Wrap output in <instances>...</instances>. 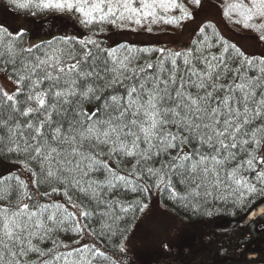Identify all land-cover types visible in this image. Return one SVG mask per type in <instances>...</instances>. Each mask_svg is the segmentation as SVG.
I'll return each instance as SVG.
<instances>
[{
  "label": "trees",
  "instance_id": "16d2710c",
  "mask_svg": "<svg viewBox=\"0 0 264 264\" xmlns=\"http://www.w3.org/2000/svg\"><path fill=\"white\" fill-rule=\"evenodd\" d=\"M205 3L187 49L106 38ZM0 22V264H142L147 235L152 264H264V0H3ZM162 217L198 233L166 250Z\"/></svg>",
  "mask_w": 264,
  "mask_h": 264
},
{
  "label": "rangeland",
  "instance_id": "374dc122",
  "mask_svg": "<svg viewBox=\"0 0 264 264\" xmlns=\"http://www.w3.org/2000/svg\"><path fill=\"white\" fill-rule=\"evenodd\" d=\"M3 2V0H0V3ZM212 5V4H211ZM207 7L209 5L207 3L203 4V6L198 7L194 13L193 18L189 20L187 23L184 24L181 31L179 32H148V31H142L140 32V29L132 28L134 25H130L128 27L130 33H113L110 32L106 36L107 40L109 42H114L120 39H125L127 41H142L147 43H171L176 48H183L187 49L189 47L190 39L192 37L193 32L200 26L203 18H205V14L208 13ZM198 10V11H197ZM201 10V11H200ZM196 13V14H195ZM208 18L211 17L213 21H215V18H213V14H209V16H206ZM224 23V20L221 17H218V21L215 23L218 25V27L221 29V31L229 36L227 34V31H225L223 28V25L220 23ZM0 24L3 25L2 22ZM19 26L18 30H22L25 26V22L23 20V17H20L19 20ZM126 31V32H129ZM40 40V38L33 39L32 41H28L29 46L33 45L36 41ZM241 46V45H240ZM3 77V75H0ZM15 83V82H14ZM0 85L4 89L3 91L7 96H12L15 86L7 79L1 78ZM14 87V88H13ZM163 218V217H162ZM169 220H166L163 218L162 220L158 221V232H155V239H158L157 243L160 245V247H164L167 250V247L170 246V244H173V246L176 245L177 241L181 242L180 245L187 244L189 241L190 233L193 231L195 234L198 233L197 228H189V224L187 222L181 221L179 219L169 221L171 225L167 222ZM133 231L135 234V237L138 235L136 232V228L133 227ZM195 234H192L193 237H196ZM140 242H134L132 244V248H135L134 250H137L139 254H141L142 264H152V261H155L153 259L154 257L150 254H147L145 249L151 250L153 243H151L153 240L150 236H145L144 238H139ZM153 259V260H152Z\"/></svg>",
  "mask_w": 264,
  "mask_h": 264
}]
</instances>
